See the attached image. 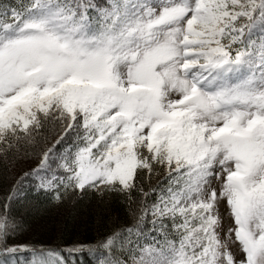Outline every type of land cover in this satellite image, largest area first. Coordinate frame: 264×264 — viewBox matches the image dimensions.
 Instances as JSON below:
<instances>
[{
	"label": "snow or ice",
	"instance_id": "obj_1",
	"mask_svg": "<svg viewBox=\"0 0 264 264\" xmlns=\"http://www.w3.org/2000/svg\"><path fill=\"white\" fill-rule=\"evenodd\" d=\"M0 264H264V0H0Z\"/></svg>",
	"mask_w": 264,
	"mask_h": 264
},
{
	"label": "trees",
	"instance_id": "obj_2",
	"mask_svg": "<svg viewBox=\"0 0 264 264\" xmlns=\"http://www.w3.org/2000/svg\"><path fill=\"white\" fill-rule=\"evenodd\" d=\"M26 217L28 228L21 241L51 242L60 234L68 240L91 241L99 230L95 215L85 205H73L71 201L59 208L33 210ZM37 223L41 229L36 227Z\"/></svg>",
	"mask_w": 264,
	"mask_h": 264
},
{
	"label": "rangeland",
	"instance_id": "obj_3",
	"mask_svg": "<svg viewBox=\"0 0 264 264\" xmlns=\"http://www.w3.org/2000/svg\"><path fill=\"white\" fill-rule=\"evenodd\" d=\"M36 227H38L39 229H41L40 227H42L39 223L36 224Z\"/></svg>",
	"mask_w": 264,
	"mask_h": 264
}]
</instances>
